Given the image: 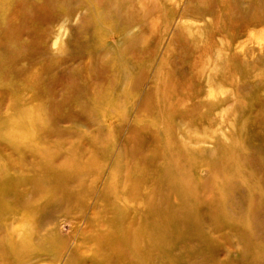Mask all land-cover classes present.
Segmentation results:
<instances>
[{
    "label": "rangeland",
    "instance_id": "obj_1",
    "mask_svg": "<svg viewBox=\"0 0 264 264\" xmlns=\"http://www.w3.org/2000/svg\"><path fill=\"white\" fill-rule=\"evenodd\" d=\"M0 264H264V0H0Z\"/></svg>",
    "mask_w": 264,
    "mask_h": 264
},
{
    "label": "bare ground",
    "instance_id": "obj_2",
    "mask_svg": "<svg viewBox=\"0 0 264 264\" xmlns=\"http://www.w3.org/2000/svg\"><path fill=\"white\" fill-rule=\"evenodd\" d=\"M127 18L131 19V16L127 14ZM143 34L139 32H135V27H130L129 30L125 33V38L129 40V42L136 41L139 38H142ZM190 43L194 46H199L200 44V38L197 35H190ZM104 48V47H103ZM105 49V48H104ZM126 78V77H125ZM126 80V79H125ZM128 82V81H127ZM134 88V86H133ZM158 90V89H157ZM133 91V90H132ZM156 91V90H155ZM172 92V91H171ZM90 159V158H89ZM96 163V162H95ZM138 170V169H137ZM109 173V172H108ZM114 173H112L113 175ZM36 183V182H35ZM140 214V213H139ZM138 214V215H139ZM135 219V218H134ZM129 221V220H128ZM67 226V225H66ZM107 230V229H106ZM112 233V232H111ZM97 238V237H96ZM51 259V258H50ZM60 262V261H59ZM67 263V262H65Z\"/></svg>",
    "mask_w": 264,
    "mask_h": 264
}]
</instances>
